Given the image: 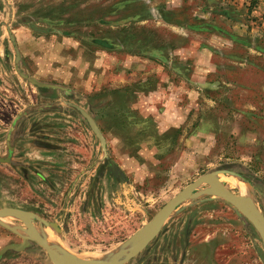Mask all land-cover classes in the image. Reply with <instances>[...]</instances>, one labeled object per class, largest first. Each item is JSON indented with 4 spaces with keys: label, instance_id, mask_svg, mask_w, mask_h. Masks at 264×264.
I'll use <instances>...</instances> for the list:
<instances>
[{
    "label": "rangeland",
    "instance_id": "rangeland-1",
    "mask_svg": "<svg viewBox=\"0 0 264 264\" xmlns=\"http://www.w3.org/2000/svg\"><path fill=\"white\" fill-rule=\"evenodd\" d=\"M0 158V210L31 213L66 258L123 259L217 170L264 215V0H0ZM25 238L0 264H53L24 222L0 218V252ZM194 257L264 264L253 224L207 184L126 264Z\"/></svg>",
    "mask_w": 264,
    "mask_h": 264
},
{
    "label": "water",
    "instance_id": "water-1",
    "mask_svg": "<svg viewBox=\"0 0 264 264\" xmlns=\"http://www.w3.org/2000/svg\"><path fill=\"white\" fill-rule=\"evenodd\" d=\"M24 76V74H22ZM32 83L36 84L39 88H49L52 87L49 84H42L37 81L31 80ZM77 110L82 114V116L87 120L88 124L97 135V137L101 140L102 146H105V138L98 127L96 121L83 109L76 107ZM6 160L0 158V163H4ZM112 171L115 176H121L122 178H126L124 172L120 169V167L111 162ZM220 175H234L237 176L236 173L228 170H217L208 174H205L195 180L193 183L185 187L179 194H177L174 198H172L151 220V222L144 229L141 240L138 242L136 246H134L126 256L118 261H108L107 259L100 260H84V259H73L66 258L58 255L54 248L49 243L46 236H42L37 230L34 224V216L26 212L24 210L16 209V208H4L0 210V218L5 216H13L20 219L24 222L28 228L31 239H33L38 245H40L48 254L50 260L53 264H126L130 262L132 259L137 257L144 249H146L149 244L157 237L158 233L166 223V221L170 218V216L176 211V209L183 204L189 197L193 196L195 192L203 185H209L213 192L220 198L224 199L226 202L235 207L241 214H243L255 227L257 232L259 233L263 243H264V215L260 212V210L256 207V205L252 201H247L228 190L226 186H224L220 179ZM41 222L47 226H50L47 222ZM30 246V239L25 238L23 243L19 245H11L7 248L3 249L0 252V256L5 254L8 250L14 251H24Z\"/></svg>",
    "mask_w": 264,
    "mask_h": 264
},
{
    "label": "bare ground",
    "instance_id": "bare-ground-1",
    "mask_svg": "<svg viewBox=\"0 0 264 264\" xmlns=\"http://www.w3.org/2000/svg\"><path fill=\"white\" fill-rule=\"evenodd\" d=\"M221 181H222L221 183H223V185L224 184L226 185V188H227V186L236 188L238 190V196L241 197L242 199L247 200V201L252 200V198H251L252 193H251L249 185L246 182L239 180L236 176H233V175H224V177L221 178ZM46 237H47L49 243L51 244L52 239L49 240L48 233H47ZM51 246H52V244H51ZM53 248H54V246H53ZM54 250L56 251V253H58V255L63 256L64 253L61 251V249L59 247L54 248Z\"/></svg>",
    "mask_w": 264,
    "mask_h": 264
},
{
    "label": "crops",
    "instance_id": "crops-1",
    "mask_svg": "<svg viewBox=\"0 0 264 264\" xmlns=\"http://www.w3.org/2000/svg\"><path fill=\"white\" fill-rule=\"evenodd\" d=\"M189 263L197 264V261H196L195 257L194 258H189V259L183 258L182 261L180 262V264H189Z\"/></svg>",
    "mask_w": 264,
    "mask_h": 264
},
{
    "label": "trees",
    "instance_id": "trees-1",
    "mask_svg": "<svg viewBox=\"0 0 264 264\" xmlns=\"http://www.w3.org/2000/svg\"><path fill=\"white\" fill-rule=\"evenodd\" d=\"M257 0H252V6H253V3H256Z\"/></svg>",
    "mask_w": 264,
    "mask_h": 264
}]
</instances>
